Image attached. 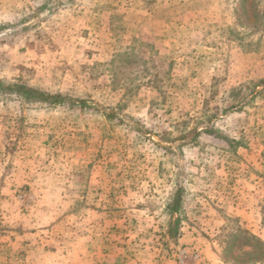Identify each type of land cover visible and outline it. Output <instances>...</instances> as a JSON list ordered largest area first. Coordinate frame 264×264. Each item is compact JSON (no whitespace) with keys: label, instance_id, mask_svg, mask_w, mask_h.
<instances>
[{"label":"rangeland","instance_id":"obj_1","mask_svg":"<svg viewBox=\"0 0 264 264\" xmlns=\"http://www.w3.org/2000/svg\"><path fill=\"white\" fill-rule=\"evenodd\" d=\"M0 81V264H264V0H0Z\"/></svg>","mask_w":264,"mask_h":264},{"label":"trees","instance_id":"obj_2","mask_svg":"<svg viewBox=\"0 0 264 264\" xmlns=\"http://www.w3.org/2000/svg\"><path fill=\"white\" fill-rule=\"evenodd\" d=\"M6 88L13 89L15 93L21 96H24L25 99H39L40 98V99H43L44 101L49 100L51 101V103H56L61 98V95H48V94H44L42 92H39L33 89L24 88L20 85H7L0 81V89L4 90ZM179 208H180V197L178 196L171 210L172 212H176L179 210ZM175 232H177V229H175ZM172 233L173 232H171V234Z\"/></svg>","mask_w":264,"mask_h":264}]
</instances>
